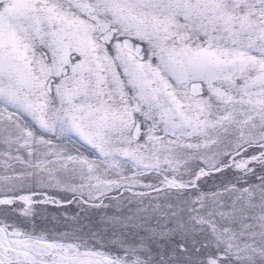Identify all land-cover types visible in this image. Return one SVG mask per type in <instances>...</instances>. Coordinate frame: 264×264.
Returning a JSON list of instances; mask_svg holds the SVG:
<instances>
[{
	"label": "snow or ice",
	"instance_id": "6c2138e0",
	"mask_svg": "<svg viewBox=\"0 0 264 264\" xmlns=\"http://www.w3.org/2000/svg\"><path fill=\"white\" fill-rule=\"evenodd\" d=\"M0 264H264V0H0Z\"/></svg>",
	"mask_w": 264,
	"mask_h": 264
}]
</instances>
